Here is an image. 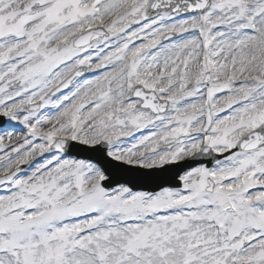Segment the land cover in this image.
I'll return each mask as SVG.
<instances>
[{
    "label": "rangeland",
    "instance_id": "rangeland-1",
    "mask_svg": "<svg viewBox=\"0 0 264 264\" xmlns=\"http://www.w3.org/2000/svg\"><path fill=\"white\" fill-rule=\"evenodd\" d=\"M56 1L58 2V0H44L42 3H44L45 6H36L32 10L30 9L19 14L12 12V10L16 9L17 11V7L23 0H0V51L4 50L9 45L15 44V34L18 32L26 33L28 26L37 20L39 16H49L47 25L31 35L32 38L37 39V45L33 51L19 58L15 57V55L13 57L7 55L4 58L0 56V82L7 79L12 80L10 86L0 95V112L4 113L3 111L5 109L9 110L11 112L10 117L14 116V119L20 116V114L17 116L19 104L28 100L31 102L34 101L37 96L42 94V92L53 83V80H50L43 85L40 80V78L45 80V74L53 69V67L60 63H65L69 59V56L72 55H75L73 59H77L78 62L80 60L81 62L92 60V63L95 65H100L98 61L105 56L103 52L96 53L93 57L92 55L84 56V50L82 51V49L72 52L69 46L66 48L62 47V49H54L50 46L56 38L63 36L68 30L66 29L67 26L74 20L78 19L77 22L83 20L75 16L79 17L85 14V12H80V15L71 13L70 6H63L60 0L59 3ZM126 1L127 0H121L116 6H120ZM255 1L257 4L254 3L253 5L249 0H215L212 7L204 16L199 15L198 18L197 16L181 18L176 15L171 16L173 20H182L183 24H172L166 21L168 14H161L152 19L153 24H151V26L153 32L150 33V38L155 36L158 37L164 30L170 29H173L172 31L179 36V34L183 33V31H180V27L187 25L191 19H194V21L197 20V22L200 23L199 20L203 19L204 21V17H212L211 21L208 20V26L206 28L203 59H197V53L193 51V45L195 43L193 40L188 49L182 48L181 50H172L171 54L166 59V56H164V59L160 60L157 58L155 60V51L158 49L152 50L140 59L136 67V78L142 81L144 84L143 86L148 90H154L162 99L170 102L169 114L171 113V117L168 120H165L163 116L153 117L147 111L137 110L139 101H135L131 104L133 113L124 114V118L119 120H117L118 117H116V115H111L110 118L105 115L103 120L96 123V125L102 123L103 128L95 132V135L85 140L81 136L82 127L88 124L89 121L92 122L94 118L104 115L105 113V109L101 108L92 115L89 121L85 120L84 117L87 112L86 106L82 114H79V112V115L77 114L75 118L62 124L61 127H59L60 125L55 129H50L51 127H40V131L37 133L38 135H36V137L41 141V144L44 145L47 140L52 142L55 136L69 137L86 144H97L102 141L101 139L103 136L108 135V151L110 156L115 159L149 166L155 163L163 164L167 161L176 162L192 154L193 152L191 150L193 148L199 147L198 144L195 145L194 139H192L194 136L191 135V133L201 124L203 117L202 105L200 106V115L196 116L194 113L192 116H187V113L193 111L195 106L201 103L202 91L204 89H210L211 96H214L212 105L215 106L218 102L221 104L217 105L216 108V111L220 113V115L215 111V124L210 133L212 138L209 145L216 153H225L227 149L235 146L237 140L241 138L250 127L258 126L260 122H264V61L256 66L254 70L250 71L249 65H245L249 55H245L241 57L239 65L244 66L243 68H247L246 70L238 74L235 72L234 66H224V69L218 74L217 65L220 64V66H222L220 61L223 60L227 62L229 54L224 51L225 44H221V38L214 27L215 24L211 23L219 19V23L223 24V26L226 24L225 31L227 32L229 28L233 29V26H238L237 24L242 25L246 22L245 19L248 16L246 11L247 8H251L250 12L252 13V17L250 16L249 19L255 20V17H260L264 13V0ZM48 4L51 5L46 6ZM247 4H249V6ZM147 6L148 1L142 2L135 11L129 12L125 19H120L112 24L109 30L116 33V29L121 26L122 22L129 21L132 27H130L128 33L134 31V33L130 34L132 38H135L139 34L143 35V29L136 32L135 30L138 29L140 25L143 26L148 22L145 21ZM109 14L107 16H109ZM226 21L228 22L225 23ZM249 24H251L250 20L248 25ZM251 26L249 25L247 28L252 29ZM253 27H256V25ZM150 28L151 27H147L146 29ZM58 33L59 35H57ZM216 37H218V39H216ZM130 40L131 39H124L123 44L126 47L122 46V49L125 47L124 50H126V48L131 45ZM239 41L237 36L235 42ZM25 42H19L18 46H22ZM110 44H107L106 48H109L111 46ZM168 45L172 46L171 43L167 44V46ZM42 47L45 48L46 52H41L39 50V48ZM118 48V51L115 52H112V49L110 50V57L112 59L116 57V61L114 62V60H111L109 62L110 64L106 65L109 69L113 64L119 63L122 58V56L113 55H123L124 50L121 51V46H118ZM234 50H236V48H234ZM187 51H192L193 55H195L193 56L194 62L192 61L194 65L202 60L204 70L212 72V82L210 86L206 87V85L202 83H198L196 86L188 84L183 87L182 90H178V85L183 84L182 82L185 78L171 81L162 86V82L168 78L167 72L175 73L178 69L183 67L181 56ZM263 53L264 48L261 54ZM232 54L234 56V52ZM40 59L46 60L38 67L36 66L27 71H22L25 64H30ZM162 69H164V71ZM160 73H163V75L160 76ZM251 74L253 77L247 81L246 78ZM62 75L63 73L58 74L57 79ZM198 75L200 74H196V72L191 73V75L188 76L189 82H193L192 79L195 77L197 78ZM18 80H22L23 84L15 86L14 82ZM250 81L252 82L249 83ZM97 87L98 85H93L83 90L77 97L74 96L73 92H70L46 104V108L51 107L53 109L57 104H61V109L58 110L57 114L56 111L54 112L51 120L60 121L62 116L68 113L75 101L82 100L84 97L91 94L93 92L92 90ZM170 90L180 97L171 98ZM258 92L263 93L261 99L260 95L258 96L257 94ZM105 93L107 92H103L101 97L104 96ZM196 96H198V101L190 103L189 100ZM101 97L95 99L99 100ZM121 97L122 95L119 96V99ZM253 97H257L256 102H258V104H245L242 110L233 117H231V114H227L226 116L222 115L228 108L241 103L243 100H251ZM114 101L115 98L112 103ZM63 103L65 104L63 105ZM184 103L190 105L183 107L182 105ZM238 110H240V108ZM252 114H255V117L251 118ZM228 118H232V125L225 122ZM26 124L27 122H20V127L23 128ZM110 125L111 127H109ZM154 125L161 126L160 132H153L154 135L150 136L142 146L130 150L129 154L127 153L128 155H125V153L124 155L116 153L120 148V140L122 138L131 136L134 132L144 129H150L152 131L155 127ZM11 132L13 131H3L2 134H0V149L4 150L3 154L0 153L1 155L10 153L8 142L21 136L20 133L15 135L13 134L15 132ZM156 138L161 139L157 146H159L161 142H174L176 146L171 151H161L158 147L152 149L154 153L155 151L158 153L155 155H159V158H157L154 156V153L149 154L150 151H146L145 149L148 144L155 145L157 143L155 141L158 140ZM124 140H128V138ZM184 145L186 147H184ZM18 148H20V145ZM43 149L45 148L42 147L41 150ZM140 154L143 156L142 160L139 157ZM33 155L34 154L27 158L20 157V155L17 157L14 156L10 162L0 164V174L14 173L13 166H15L17 162L22 163L23 167L22 170L16 174L11 184L0 187V219L2 218L0 221V264H11L10 258L12 256L10 253H21L24 255V251L28 249L26 246L29 247V253L27 254V259L25 254L22 264H77L72 260H68L74 255L81 254L79 250L84 248L89 250L86 256L90 259L89 262L91 264H96L92 255H90V252H93V250H96V253H101L106 260V264H120L124 260L122 256L121 258H112L111 260L110 255H117L124 248L125 251L121 253H125L123 256H127L128 258L135 255L136 251L139 252L148 249L153 252L154 258L160 264H171L169 260H171V255H173L171 251V246L173 244L174 248L179 251V261L175 264L230 263V256H233V254H228L229 245L225 247L221 246L224 245V243L220 242L219 239L210 237V235L208 238H204L206 236L201 234V229L200 231L196 230L197 233H200V240L195 242L192 238V230H189L191 224L190 220L199 218L203 220V218L209 219V217L212 218V216H214L213 213H210L208 217L207 215L200 216V212H197L198 210L194 213L184 212L182 216L166 218L164 221L147 222L146 225H136L135 227L129 225L130 228L128 233H134V237L127 242V245L125 240L124 242H119V245L113 242L109 244L114 233L107 224L110 225L111 223V225H117L120 228L119 222L122 220H130L133 218L139 220H142V218L145 219L144 216L148 211L151 212L152 209L170 208L176 205L173 202L177 201L178 198H175V194L165 192L160 193L155 199L153 198V200H150L147 199V195L132 194L130 190L124 186L106 190L102 185L98 184L103 173L96 163L64 157L62 153H54L49 149L42 151V159L39 163H32ZM163 155L164 157L166 155V158L162 157ZM153 156L154 159H150L149 163L145 161L148 157L151 158ZM55 158L61 161L59 165H57L59 162L54 160ZM226 159L227 160L222 162L223 165L220 168L215 166V169L218 170L219 173L216 172L213 174V170L206 169L207 173L202 180H204L206 176H209L216 184H219V180H234L239 176H247L252 172L259 173L260 177L264 179V149L252 153H233ZM159 160L160 162H158ZM37 169H39V173L36 172ZM203 170L205 171L204 167L190 170L186 176H184L185 181L192 179L193 176L201 173ZM255 183L258 184L259 181ZM186 188H188V186H186ZM76 191L82 193L81 196L73 195ZM230 191L233 192V188L228 190L227 193L216 189L214 195L208 196L203 192V185H196L192 193L186 196L182 195V197H185L186 201H191L190 204H196L199 208L201 205H206L215 201L216 198L222 200L223 203L226 204L228 202L235 204L240 212L238 217H242L243 220L242 223H239V218L236 216L231 222H235L237 230H248L246 231L249 232L248 236H246L247 239L255 237V234L251 233V227L257 225L264 228V212L259 213L256 210L257 208L252 207L249 203H242L240 198L236 197V195ZM70 195H73V198L68 200ZM80 197L82 198L79 199ZM73 200V203H69ZM223 206L226 205L223 204ZM47 208L53 209L44 216L39 217L40 219L37 218L39 220H34L32 222L26 221L27 218L31 219L35 215L45 212ZM93 210L98 211V214L102 216L98 223H95V226L98 227L100 225V228L101 226L102 228L98 231H94L88 238H81L78 235V230L83 226L85 220L83 215ZM110 218H112V222H108ZM246 218H249L250 221ZM69 220H71V223L68 222ZM57 223L59 226H57ZM246 224H248L247 227ZM105 225L106 229H103ZM53 228L56 229L54 233L52 232ZM58 228H61V231H57ZM95 229L96 227L94 230ZM236 229L233 228L232 231L235 232ZM5 231L8 233V237L5 235ZM46 232H48L47 236L42 234ZM27 233L33 235L41 233V237L34 238L33 236L32 239V236L29 237ZM23 234H25V236L23 239L19 240L17 237ZM123 236L125 239H128L131 234H123ZM201 236L203 238H201ZM28 238H30L29 243H20ZM201 239L204 241H201ZM21 244L25 247L21 246ZM193 247L199 248V250L193 251ZM233 247H235V245ZM102 249H104V252ZM18 256L21 260L23 259L21 255ZM260 259L264 260V253ZM96 260L98 261V259Z\"/></svg>",
    "mask_w": 264,
    "mask_h": 264
},
{
    "label": "bare ground",
    "instance_id": "bare-ground-1",
    "mask_svg": "<svg viewBox=\"0 0 264 264\" xmlns=\"http://www.w3.org/2000/svg\"><path fill=\"white\" fill-rule=\"evenodd\" d=\"M121 0H102V6H99L100 8V17H105V15L111 13L112 11L116 10L118 7L120 6H116ZM192 1V0H189ZM198 2L202 1V0H197ZM250 3H252L254 5V3L257 4V2L255 0H249ZM175 4H183L185 1L184 0H174ZM249 6V4H247ZM251 8H247L246 11L248 13V16L246 17V22H244L242 25L237 24L238 26H233V29H230L226 32L225 28H226V24L225 26H223V24L219 23V19H217L215 22H212L211 24H215V28L217 31V34L219 35V37L221 38V44H225V49L224 51L226 53L229 54V59L227 60V64L225 66H234L235 67V72H237L238 74H240L242 71L246 70L247 68H243L242 65H239V61L241 60V57L245 56V55H249L248 57V63L249 61L253 60V62L251 64H249V68L250 70H254V68H256V66H258L261 63V59H263L262 57V50L264 48V13L260 16V17H255L254 19H249V17H252V13L250 12ZM212 17L210 16L209 18H207L205 20L204 25L206 24L205 28H207L208 26V20L211 21ZM256 25V27L251 26V24H249L252 29H248L247 27H249L248 23ZM228 21H226L225 23H227ZM153 24V23H151ZM151 24L146 25L145 27V32H143L144 37L147 38L149 32L153 31ZM147 27H151L150 29H146ZM238 28V29H236ZM142 29V28H139ZM210 29V27H209ZM138 31V30H137ZM189 31V33H187L186 35H184L182 37V39L177 40L173 43H171L172 46L168 45V46H162L160 48V50L158 52H156L155 55V60L157 58L165 59L169 57V55L171 54L172 50H181L182 48L188 49V47L190 46V43L195 39V35L194 33L189 29L187 30ZM214 32V30H213ZM134 33V32H132ZM131 33V34H132ZM247 33V34H245ZM59 34V33H58ZM57 34V35H58ZM52 36V34H51ZM238 36V40H240L239 42H235V38ZM218 39V37H217ZM117 40H123L121 38L117 39ZM121 42V41H120ZM119 42V43H120ZM118 43V44H119ZM234 48H236V50H234ZM234 52V56L233 53ZM233 56V57H232ZM169 61V60H167ZM115 62V61H114ZM164 62V61H163ZM124 63L122 64V62H117L114 65H112V69L110 68L109 72V77H116L115 82L113 84H109V86L107 87V95L104 96L103 99L101 100H95L93 103H91L88 107H87V112L85 113V120H89L92 115L98 111L101 108H105L106 106H111L113 103V99L115 98V100L117 98H119L120 95H122V97L124 96V84L122 82L123 77L125 75L124 73ZM114 69V70H113ZM144 69V68H143ZM197 68L195 66H189L186 69L185 74L183 75L184 77L188 78L189 75H191V73L193 71H195ZM222 69H224V66H220L219 64L217 65V72L218 74L222 71ZM113 71V72H112ZM143 71V70H142ZM168 78L165 79L162 82V86L168 84L171 81H175V80H179L181 77L177 76V72L175 73H170L167 72ZM253 77V75H249L246 80L249 81L250 78ZM252 81H250L249 83H251ZM97 83V82H94ZM248 89V88H247ZM171 98L175 97L178 98L180 96L175 95L173 92H171ZM260 93V94H259ZM258 96L260 95V99L262 98L263 93L262 92H258L257 93ZM125 95H127V93H125ZM257 100V97H253L251 100H248V103L250 102V104L255 103ZM112 103V104H111ZM244 104H247L246 102H244ZM190 105V104H188ZM186 103L183 104V106H188ZM245 106V105H244ZM243 106L240 107V111L242 110ZM120 110V109H119ZM119 110L117 111V113L119 112ZM121 115V114H120ZM170 114H167L164 119L168 120L171 116ZM123 117V116H122ZM229 120V121H228ZM225 122H230V119H227ZM103 128V126L99 125H95L93 124L91 121L88 122V124H86L84 127H82L81 129V136L86 140L88 138H90L92 135H95L97 131H100ZM161 128V126L158 127V129ZM151 134H146L142 137H140V139H137L136 141L129 143V142H121L120 146L121 148L119 150H117L116 153H119L121 155H128L130 150H133L135 147H139L142 146L144 144L145 141H147L150 138ZM186 145V144H185ZM128 153V154H127ZM157 158H159L158 156H155ZM153 160L154 158H147L145 161L149 162V160ZM56 162H59L57 165H59L61 163V161L58 158L54 159ZM202 209V208H201ZM201 213H207L208 211L206 209H203V211L201 212L200 210V214ZM112 222V218H110L108 220V222ZM196 222H199V224L196 226V223L194 222L192 225V235H193V239H196V241L199 240L200 237V233H197L196 230L200 229L202 230L201 234L206 233V226H204L202 224V228L201 227V220L197 219ZM111 229L112 232L114 233L113 237L110 240L111 244L112 242L114 244L119 245V242H124V236L123 234H128L129 228H119L117 225H108ZM133 226V225H132ZM102 228V227H101ZM100 228V229H101ZM132 228V227H131ZM103 229H106V225L103 226ZM208 229V228H207ZM124 231V232H123ZM89 235L85 236V238H88ZM88 240V239H87ZM92 242V241H90ZM171 246V245H170ZM172 249V253H174L172 256V260L175 259H179L178 255H179V251L177 249L174 248V244L171 246ZM81 252V254L78 255H74L72 258H70L68 261H73L74 263L77 264H91L89 261L90 259L86 256V254H88V249L84 248V249H80L79 250ZM96 254V250L93 252H90V255H95ZM122 254L121 252L117 255H110L111 260L112 258H124V260L120 263V264H160L159 262L156 261V259L154 258V254L152 251L148 250V249H144L141 250L139 252H137L135 254V256L128 258L127 256H123L120 255ZM258 264H263L262 262H259Z\"/></svg>",
    "mask_w": 264,
    "mask_h": 264
},
{
    "label": "water",
    "instance_id": "water-1",
    "mask_svg": "<svg viewBox=\"0 0 264 264\" xmlns=\"http://www.w3.org/2000/svg\"><path fill=\"white\" fill-rule=\"evenodd\" d=\"M260 133L264 136V125L260 128ZM240 150V149H239ZM109 173L112 172V169L108 170ZM120 182H128L130 183L131 185H134L135 187H138V186H142V187H146V188H151L150 186H146L147 185V181L145 183H142V182H134L130 179H128L127 177H121L117 180V183H120Z\"/></svg>",
    "mask_w": 264,
    "mask_h": 264
}]
</instances>
